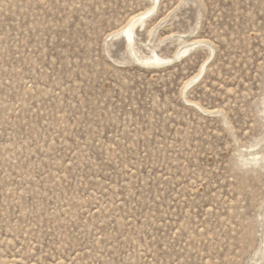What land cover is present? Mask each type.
I'll list each match as a JSON object with an SVG mask.
<instances>
[{"label":"rangeland","instance_id":"1","mask_svg":"<svg viewBox=\"0 0 264 264\" xmlns=\"http://www.w3.org/2000/svg\"><path fill=\"white\" fill-rule=\"evenodd\" d=\"M0 264H264V0H0Z\"/></svg>","mask_w":264,"mask_h":264},{"label":"bare ground","instance_id":"2","mask_svg":"<svg viewBox=\"0 0 264 264\" xmlns=\"http://www.w3.org/2000/svg\"><path fill=\"white\" fill-rule=\"evenodd\" d=\"M131 21H133L132 24L128 28H126L124 30V33H123L124 38L127 40L128 44L132 43V35H133V31H134L135 27H137L138 24H142L144 21V18H143V16L142 17L139 16V17L133 18ZM152 62H153L152 64L154 65V64H158L161 61L156 59V60H153ZM187 86H188V84H187Z\"/></svg>","mask_w":264,"mask_h":264}]
</instances>
